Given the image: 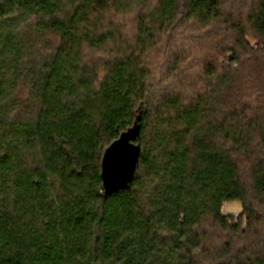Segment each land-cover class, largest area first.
I'll list each match as a JSON object with an SVG mask.
<instances>
[{
	"label": "trees",
	"instance_id": "obj_1",
	"mask_svg": "<svg viewBox=\"0 0 264 264\" xmlns=\"http://www.w3.org/2000/svg\"><path fill=\"white\" fill-rule=\"evenodd\" d=\"M0 264H264V0H0Z\"/></svg>",
	"mask_w": 264,
	"mask_h": 264
},
{
	"label": "water",
	"instance_id": "obj_2",
	"mask_svg": "<svg viewBox=\"0 0 264 264\" xmlns=\"http://www.w3.org/2000/svg\"><path fill=\"white\" fill-rule=\"evenodd\" d=\"M139 133V126H135L107 150L102 174L103 186L108 194L124 188L132 180L140 154V146L132 141L136 140Z\"/></svg>",
	"mask_w": 264,
	"mask_h": 264
},
{
	"label": "rangeland",
	"instance_id": "obj_3",
	"mask_svg": "<svg viewBox=\"0 0 264 264\" xmlns=\"http://www.w3.org/2000/svg\"><path fill=\"white\" fill-rule=\"evenodd\" d=\"M237 0H227V2L230 3V5L235 2ZM240 2V0H238ZM248 3V1H247ZM127 24H129L127 26V29H129V31L132 33L133 26H134V20H132L131 18H127ZM242 205L240 203H227L224 208H223V212H225L226 214H230L233 215L235 220H239L241 214H242Z\"/></svg>",
	"mask_w": 264,
	"mask_h": 264
}]
</instances>
